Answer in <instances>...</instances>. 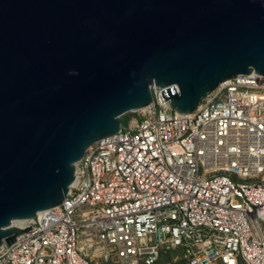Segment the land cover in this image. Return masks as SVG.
Returning <instances> with one entry per match:
<instances>
[{"label":"water","instance_id":"obj_1","mask_svg":"<svg viewBox=\"0 0 264 264\" xmlns=\"http://www.w3.org/2000/svg\"><path fill=\"white\" fill-rule=\"evenodd\" d=\"M251 72L264 0H0V245L62 203L87 147L154 86L187 113Z\"/></svg>","mask_w":264,"mask_h":264},{"label":"built area","instance_id":"obj_2","mask_svg":"<svg viewBox=\"0 0 264 264\" xmlns=\"http://www.w3.org/2000/svg\"><path fill=\"white\" fill-rule=\"evenodd\" d=\"M165 88L87 147L67 197L4 241L0 264H154L172 249L185 264H264V74L224 80L187 113Z\"/></svg>","mask_w":264,"mask_h":264},{"label":"rangeland","instance_id":"obj_3","mask_svg":"<svg viewBox=\"0 0 264 264\" xmlns=\"http://www.w3.org/2000/svg\"><path fill=\"white\" fill-rule=\"evenodd\" d=\"M133 116H134V114L131 112L123 113L121 115L122 122L127 123L128 119H130ZM167 256H170L171 258L166 259ZM179 256H180V251L177 249H172V250H169L168 252L164 251L163 255H161L159 257V259L154 264H167L168 262L172 261V259H174V258H176L175 264H182L181 261L183 259L179 258ZM103 263L104 264H119V263H116L115 261H113L112 259H108L107 261H104Z\"/></svg>","mask_w":264,"mask_h":264},{"label":"bare ground","instance_id":"obj_4","mask_svg":"<svg viewBox=\"0 0 264 264\" xmlns=\"http://www.w3.org/2000/svg\"><path fill=\"white\" fill-rule=\"evenodd\" d=\"M146 107H147V105L144 108H146ZM144 108H141V109H144ZM75 180H76V178L74 179L73 183L75 182ZM28 219L29 218H24V219H21V220H15L14 224L22 226L28 221Z\"/></svg>","mask_w":264,"mask_h":264},{"label":"trees","instance_id":"obj_5","mask_svg":"<svg viewBox=\"0 0 264 264\" xmlns=\"http://www.w3.org/2000/svg\"><path fill=\"white\" fill-rule=\"evenodd\" d=\"M168 251H169V250H168ZM168 251H167V252H168ZM161 255H163V252L161 253ZM161 255H160V256H161ZM169 258H171V257H170V256H167V257H166V259H169ZM158 259H159V258H158ZM181 262H182V264H185V260H182Z\"/></svg>","mask_w":264,"mask_h":264}]
</instances>
